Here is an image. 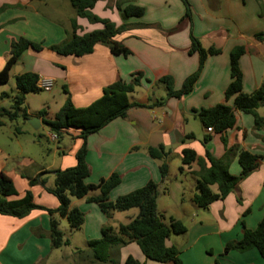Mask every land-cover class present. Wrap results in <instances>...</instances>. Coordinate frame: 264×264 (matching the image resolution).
Segmentation results:
<instances>
[{
    "label": "crops",
    "instance_id": "obj_1",
    "mask_svg": "<svg viewBox=\"0 0 264 264\" xmlns=\"http://www.w3.org/2000/svg\"><path fill=\"white\" fill-rule=\"evenodd\" d=\"M51 1L56 2V6L49 10L46 0H0V69L9 56L12 41L24 37L41 43V50L29 47L19 54L9 69L8 81L23 72H34L39 78L51 79L52 86L56 80L60 81L68 94L63 91L58 107L67 95L75 107H84L100 97L104 86L117 80L129 81L136 72H141L143 77L128 94V101L151 104L165 97L154 92L157 83H161L158 82L161 77H172L174 88L178 89L184 79L196 70L198 54L188 53L190 35L196 37L204 48L212 46L219 49L217 54L205 59L200 75L188 94L180 98H166L161 106H156L159 109L152 108L154 106H131L125 118H115L88 135L86 162L90 174L84 181L98 184L111 174H118L120 182L108 194L109 200H114L142 187L149 180L162 187L159 171L162 160L149 156V146L163 145L170 156L180 163L183 148H191L201 157L207 149L213 156L225 158L228 172L232 175L240 172L238 150H247L257 155L256 169L239 181L224 199L213 201L207 208L199 209L192 200L196 191L191 171L197 169L196 164L183 169L191 176L189 195L172 201L162 211L175 212L178 220L189 212H194L198 218L190 216L186 232L181 236L171 235L166 243L177 248L182 264H216L217 254L225 257L220 264H264L257 250H224L226 243L241 237L243 228L254 229L264 216V129H255L252 116L239 111L235 112L234 126L221 133L207 132L196 117V111L201 108L220 103L233 106L232 98L226 100L224 91L231 80L230 51L235 46L244 47V53L238 60L242 91L251 93L264 84V39L254 38L256 33L264 32V0H187L190 16L183 20L180 19L185 7L181 0H98L92 12L99 17L107 18L116 25L138 23L144 26L132 27L115 37L129 50L127 56L114 55L106 46L96 44L91 53L78 57L58 55L49 47L67 38L73 18H76L78 35L100 29L102 25L76 17L74 8L65 3L66 0ZM118 2L120 7L134 3L143 7L144 12L138 18L123 19L116 8ZM260 109L264 110V106ZM28 114L29 117L39 118L37 129L45 127L48 130L37 113L28 111ZM49 115L46 111L47 118H51ZM188 133L193 138L185 139ZM52 135L49 131L50 138ZM204 135L210 136L205 145L202 144ZM60 139L63 146L53 149L51 161L36 165L31 173H21L20 164L7 167L6 161L0 160V173L12 180L17 192L8 199L21 198L28 190L34 204L45 209L59 206L57 197L46 190L53 187L48 179L45 187L29 185V179L40 171H50L43 175V178H49L56 169L75 164V153L83 142L79 130L70 129ZM167 162L170 167V158ZM211 189L213 192L217 190L215 185ZM73 207L84 215L83 224L76 231L79 233L78 241L84 247L73 244L77 253L80 252L76 260L70 253L58 255L54 251L57 248L51 245L50 219L53 216L62 229L71 230L66 219L36 208L22 218L0 214V264H60L67 258H71L70 264H123L128 256L143 264H171L147 259L139 247L133 245L136 244L134 242L111 247L109 259L98 262L88 247V241L99 238L103 226L116 228L125 223L126 217L129 221L136 214L132 212L122 217V212H115L107 218L97 203L87 202L85 198L71 197L70 208ZM114 219L116 223H113ZM71 238L69 244L74 243Z\"/></svg>",
    "mask_w": 264,
    "mask_h": 264
},
{
    "label": "trees",
    "instance_id": "obj_2",
    "mask_svg": "<svg viewBox=\"0 0 264 264\" xmlns=\"http://www.w3.org/2000/svg\"><path fill=\"white\" fill-rule=\"evenodd\" d=\"M68 1L74 8L76 17L86 18L90 23H100L102 28L78 35L76 32L78 28L76 18H73L67 38L60 43L50 45L51 50L61 56L73 55L78 57L91 53L96 44H102L114 55L127 56L130 53L115 37L132 27L144 26V24L122 23L116 25L107 18L99 17L92 12V8L98 0ZM181 1L185 7L184 14L180 19L183 20L190 16V11L187 0ZM116 5L123 19L128 17L138 18L144 12L143 7L134 3H127L124 7H120L119 2ZM254 38L257 40L264 39V32L256 33ZM190 41L188 53L196 52L198 54V66L194 72L184 79L178 89L174 88L172 77H161L158 82L164 84L165 98L156 99L148 105L130 103L127 96L140 84L143 77L141 72H136L131 75L129 81L117 80L104 86L100 97L84 107H75L70 96L67 95L60 108L51 118L46 117L45 110H39L37 115L42 118V123L56 136L61 137L64 132L70 129L79 130V136L83 142L75 153L76 162L71 167L53 171L54 186L46 188V190L57 197L59 206L56 209H45L34 204L32 195L28 190L21 198L8 199L16 195L17 192L12 180L4 173H0V214L22 218L31 210L41 208L47 210L50 215L56 213L58 216L65 218L71 230H78L83 224L84 215L79 209L70 208L71 197L85 198L87 202L97 203L107 218L112 217L115 212L137 208L136 216L130 221L119 224L116 229L108 225L103 226L101 236L88 241V247L92 251L93 257L99 262H106L109 259V249L111 247H119L134 242L149 260L182 264L177 248L173 245H167L166 241L172 234L181 235L185 233L187 228L180 220L173 217L168 218L167 224L164 222L156 206V199L161 191L160 184L149 180L142 187L120 195L114 200H109L110 190L120 182L118 174L113 173L108 178L102 179L98 184H87L84 180L90 174V167L86 162V138L88 135L97 132L115 118H125L126 111L131 106H161L166 98H180L193 89L205 59L209 55L217 54L219 49L212 46L202 47L198 39L192 35H190ZM29 47L34 50L43 48L41 43L32 42L24 37L11 42L9 56L0 69V84L8 81L9 69L16 62L19 54ZM243 53V46H235L230 51L231 80L224 91V97L226 100L232 98L233 106L220 103L196 111V117L201 125L205 129L211 127L214 133H221L233 127L236 123V111L250 114L253 118L254 128L264 129V117L257 112L258 108L264 106V84L258 86L251 93L242 91V73L238 60ZM38 79L39 76L34 72H23L14 77L15 88L11 95L12 103L9 108L0 106V126L3 124L2 117L6 116L9 120H14L19 116V110L28 93H37L42 90L37 86ZM63 91L68 94L65 87H63ZM6 96L8 94L2 92L0 100ZM23 116L26 118L27 114L24 112ZM191 138H193L191 133L185 136V139ZM209 140L210 136L204 135L202 144L205 145ZM230 151L231 148L228 152ZM147 152L152 158L162 160L159 171L161 183H163L168 175L169 165L167 160L170 152L165 150L163 145L149 146ZM237 155L240 172L238 175H232L228 172L225 158H217L207 149L203 157L191 148L182 149L179 169L183 171L185 167H190L192 163L197 166V169L191 171L196 191L192 200L196 206L207 208L213 201L224 199L239 181L256 169L257 155L243 149L238 150ZM225 157H227V153ZM49 172H38L29 179V185L40 184L45 187L46 178H43V175ZM212 185L216 186L217 190L215 192L211 189ZM94 191L97 193L90 194ZM241 224L243 223L241 222ZM49 236L52 246L55 248L68 244V239L58 229V221L53 216L50 219ZM251 248L257 250L264 261V216L254 229L243 228L241 237L238 240L226 243L224 250L243 252ZM123 264L143 263L128 256Z\"/></svg>",
    "mask_w": 264,
    "mask_h": 264
},
{
    "label": "rangeland",
    "instance_id": "obj_3",
    "mask_svg": "<svg viewBox=\"0 0 264 264\" xmlns=\"http://www.w3.org/2000/svg\"><path fill=\"white\" fill-rule=\"evenodd\" d=\"M46 1H47L46 5H48L47 7H49V10L55 8L56 2H53L51 0H46ZM66 1L67 2L65 3H69L68 0ZM50 13L55 14V11H51ZM61 86L62 83L56 80L53 86L50 87L49 89H42L37 93H33V92L28 93L25 97L24 103L21 105V108L19 110L20 111L19 116L16 119L9 120L6 116L2 117L3 124L0 126V160H3L4 162L6 161L5 164L7 167H15L17 164H20L19 168H21L22 170L21 173L23 174L31 173L35 169L36 165H41L44 163L48 164V162L51 161L53 149L62 148L63 144L60 139L61 137L57 138V140L55 141L51 140V138L49 137V130H46L45 127L44 128L42 127L40 129H33L28 124L27 121L29 118H31L29 117L30 115L28 114V111H30L31 114H34L42 109L49 112L51 114L49 116L51 117H52V113L54 115L57 112V110L60 108L58 107L60 97L63 95V88ZM65 86L67 87V85ZM1 88L2 90L0 94L3 92V93H7L8 96L12 95V92L15 88L14 80L12 79L7 83L2 84ZM154 92L159 96L160 95L166 96L165 87L162 83H157V85L154 88ZM8 96L6 97L8 98ZM6 97L1 99V101L2 100L3 101L2 102L0 101V106L9 108L12 103V99L10 98L7 99ZM152 108H157V107L154 106ZM263 111H264L263 109L260 108L257 109V112L260 116L264 114ZM24 112L27 114L26 118L23 116ZM196 123H197V128H199L200 125L199 121L197 120ZM169 158L171 160V165L168 170V175L166 180L163 182L161 191L156 199L157 210L162 215V218L166 224L168 223L169 217L175 218V216L177 215L175 212L167 211V210L165 211L166 213H164L162 211L163 210L162 208H165L167 204L171 203L172 201L179 200V198H181L182 196L183 197L188 196L190 181H191V176L189 172H187L186 170L181 171L179 169L181 163L175 160L174 157L169 156ZM46 179L49 180V184L52 183V186H54V175L50 176L49 178L47 177ZM95 192L96 191L91 192L90 194H94ZM198 208L203 209L200 207ZM130 210L122 211L123 213L122 217L126 216V214H131L132 212H135V214H137L138 211L137 208H131ZM190 216L191 217L193 216L192 218L194 219L198 218L194 212H189L185 215L184 218L180 219V221L185 226H187L189 223ZM126 218L127 219H124L125 223L128 222V217ZM112 221L113 223L114 222L116 223L115 219ZM62 228L63 227H61V225H59L58 223V229H60L64 233V237L67 238L68 241L70 237H72L70 241L74 243H70V244L68 243L66 245H62L58 247L57 250L54 249V251H57L58 255H61V253L63 252L70 253L72 259L73 258L75 259V257L79 256L78 254L80 252L77 253V251L74 249L75 245L73 244H76L77 246H79V248L84 247V245H82L81 242L78 241L79 233L76 232L77 230L74 231V230H69L67 228L68 230L65 231ZM114 229L116 228L114 227ZM172 237H174L173 234ZM135 247H137V245ZM209 253L210 252L208 251L207 254ZM223 253L225 252L223 251ZM216 257H217L216 264H220L221 260L223 262L225 261V257L224 256L222 257V255L217 254ZM259 257L262 259L261 256ZM70 263H71V258H67L66 261H63L60 264H70Z\"/></svg>",
    "mask_w": 264,
    "mask_h": 264
},
{
    "label": "built area",
    "instance_id": "obj_4",
    "mask_svg": "<svg viewBox=\"0 0 264 264\" xmlns=\"http://www.w3.org/2000/svg\"><path fill=\"white\" fill-rule=\"evenodd\" d=\"M37 86L41 89H49L52 86V80L47 79V78H39L37 81ZM205 130L207 132L213 131L211 127H207ZM56 137L57 136L55 134H53L51 138L56 139Z\"/></svg>",
    "mask_w": 264,
    "mask_h": 264
},
{
    "label": "water",
    "instance_id": "obj_5",
    "mask_svg": "<svg viewBox=\"0 0 264 264\" xmlns=\"http://www.w3.org/2000/svg\"><path fill=\"white\" fill-rule=\"evenodd\" d=\"M27 121L28 124L34 129H37L40 126V121L37 116L31 117Z\"/></svg>",
    "mask_w": 264,
    "mask_h": 264
}]
</instances>
